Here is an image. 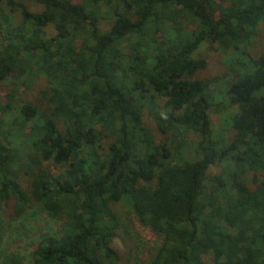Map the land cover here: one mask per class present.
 Masks as SVG:
<instances>
[{
    "label": "trees",
    "instance_id": "trees-1",
    "mask_svg": "<svg viewBox=\"0 0 264 264\" xmlns=\"http://www.w3.org/2000/svg\"><path fill=\"white\" fill-rule=\"evenodd\" d=\"M33 1L41 11L0 0V87L33 64L48 84L40 103L19 105L16 90L0 98V201L11 203V220L33 202L65 221L60 235L37 242L33 264L128 262L117 242L131 247L129 232L114 209L123 201L160 238L149 264H205L207 255L264 264V54L246 51L264 0ZM102 20L111 21L104 31ZM205 42L242 57L222 97L235 109L227 143L213 138L209 116L219 79L196 76L206 61L192 55ZM144 111L165 141H155ZM185 130L198 135L195 158L175 163ZM215 164L224 170L211 177Z\"/></svg>",
    "mask_w": 264,
    "mask_h": 264
},
{
    "label": "rangeland",
    "instance_id": "rangeland-1",
    "mask_svg": "<svg viewBox=\"0 0 264 264\" xmlns=\"http://www.w3.org/2000/svg\"><path fill=\"white\" fill-rule=\"evenodd\" d=\"M23 2L27 8L32 12H39L42 10L41 5H38L33 0H19ZM70 2H79V0H69ZM4 9V4L0 3V9ZM15 19L19 18V14H14ZM110 20L100 21L99 28L104 31L110 27ZM193 26L186 25L185 30L190 32ZM46 36L52 37L55 35L54 28L48 26L46 28ZM250 56L258 58L264 54V24H261L256 32V36L249 43L247 50ZM126 52V51H125ZM128 51L126 52V54ZM242 58L239 55L223 54L218 51L216 46L205 42L192 55L194 58H201L206 61V66L203 70L197 73V78L201 80H213L210 87V96L215 104L209 110V116L212 120L213 138L216 140H223L228 142L231 135V120L230 117L235 109L230 108L222 100L224 93L229 84L236 80L237 76L233 74L232 68L236 67L235 57ZM38 65L33 64V72L29 75H19V72L12 73L11 80H8L0 87V98L2 103L7 102V96L16 90V100L20 105L23 103H40L44 99L43 92L48 90L46 79L41 73L37 72ZM21 101V102H19ZM15 102V104H17ZM43 106V105H42ZM144 125L153 132L155 141L162 142L166 140V135L160 133L157 127L144 111L142 117ZM29 127L24 130H28ZM27 143H30L29 138ZM24 139V138H23ZM198 140V135L191 130H185L182 139L178 143L182 146V151L173 158V162L182 163L183 160H193L194 146ZM19 143V142H18ZM22 149L28 147L21 145ZM25 158L22 157L24 162ZM40 167L53 174L60 173L61 169L55 167L51 162H40ZM223 164H215L209 170L208 174L213 177L220 174L224 170ZM232 169V167H230ZM18 182L22 188L28 190L29 182L26 169L22 168L17 172ZM244 181L250 188H255L256 184L252 182L251 174L247 173L244 176ZM11 205V203H10ZM6 208L0 201V264H33L32 251L44 235H60L65 228V221L63 218H53L44 212L36 203H28L23 213L16 219L9 218L12 215L11 208ZM115 212L119 214L125 227L128 229L127 241L131 243V247L118 244L122 251L128 248V262L122 264H149V258L155 253L157 247L160 246V238L150 229L142 226L134 215L131 207L125 202L114 205ZM205 264H216L210 256H205Z\"/></svg>",
    "mask_w": 264,
    "mask_h": 264
}]
</instances>
